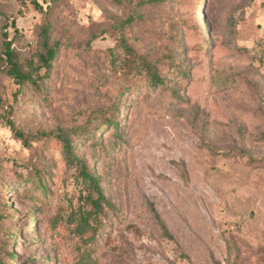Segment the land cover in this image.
<instances>
[{
    "label": "rangeland",
    "instance_id": "374dc122",
    "mask_svg": "<svg viewBox=\"0 0 264 264\" xmlns=\"http://www.w3.org/2000/svg\"><path fill=\"white\" fill-rule=\"evenodd\" d=\"M122 38L164 85L128 74ZM0 118L34 138L0 121V264H264V0H0ZM86 125L76 152L114 206L92 241L96 194L42 136Z\"/></svg>",
    "mask_w": 264,
    "mask_h": 264
},
{
    "label": "trees",
    "instance_id": "16d2710c",
    "mask_svg": "<svg viewBox=\"0 0 264 264\" xmlns=\"http://www.w3.org/2000/svg\"><path fill=\"white\" fill-rule=\"evenodd\" d=\"M34 2V1H33ZM35 3V2H34ZM36 6H38L36 4ZM132 21L128 20V24H131ZM12 27L17 32L16 28V21L12 22ZM44 36V46L46 49V54L40 57L42 62V68H45L48 72H46V76H50L49 71L51 70L52 61H54L58 55V48L59 45L55 44L54 46H49V28H44L43 30ZM4 50H3V57L8 65V75L12 77L18 85L23 87L24 84H34L35 80L31 73L24 72L18 62L15 50L13 49L14 39H10L8 35L4 34ZM118 51L119 49L124 54V57L121 63L124 64L125 69H127L128 74H132L133 76H142L145 75L149 83L153 86L164 85L165 80L162 79L158 75V71L156 68L148 62L143 56L137 54V52L128 45L127 41L122 38L119 40L117 44ZM1 120L6 121V126L11 130L14 136L21 140L25 146H29L30 140H33V136H29L24 134L19 128H17L15 122L9 118H0ZM112 124L113 129L115 132H119V124L118 122L110 121L108 124H101L98 131H101L102 128L106 127L107 125ZM42 136L50 139H54L61 144L65 157L70 165H74L77 167L79 174V180H82L83 184L88 185L92 188L96 194V197L91 198L92 204V211L87 212V214H81L78 218V226L77 230L80 235H86L87 239L95 240L97 237V227H94L90 224V219L94 217L97 219L100 212L103 209V206H107L109 208H114L113 204L107 200L105 197L101 187H100V180L99 178L90 171V168L86 165L83 161L81 156L76 152L75 145L82 141L83 139L89 140L94 137V132L91 131L90 126H83L79 128L72 129L70 131H65L62 129H58L51 133L42 134ZM120 136V135H119ZM26 180H30L26 178ZM24 180V181H26ZM39 182L42 181V178L38 179ZM18 182V181H17ZM42 185V184H41ZM45 188V186L43 185ZM46 191V188L44 189ZM17 234L14 235L16 237ZM7 258L10 260L17 262L16 254L12 253L10 256L8 255ZM8 261L1 263L7 264ZM16 264V263H15ZM18 264V262H17Z\"/></svg>",
    "mask_w": 264,
    "mask_h": 264
}]
</instances>
